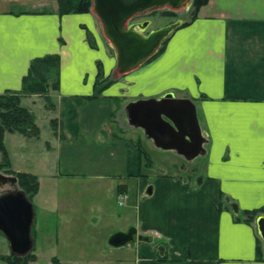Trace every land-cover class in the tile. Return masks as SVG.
Here are the masks:
<instances>
[{
	"label": "crops",
	"instance_id": "1",
	"mask_svg": "<svg viewBox=\"0 0 264 264\" xmlns=\"http://www.w3.org/2000/svg\"><path fill=\"white\" fill-rule=\"evenodd\" d=\"M5 1L11 5L0 3V94L21 89L35 57L62 58L60 89L50 93L54 107L39 94L21 99L39 137L6 132L4 139L12 168L40 182L36 259L29 264H54V256L71 264H264L256 225L237 221L232 207L241 213L264 206V0H209L160 54L97 97L100 64L106 76L116 65L97 18L60 15L56 0L33 5L51 8L44 13H15L24 0ZM169 91L196 104L208 138L205 166L179 164L163 174L143 166L138 175L135 135L142 141L143 129L129 123L126 106ZM8 134L31 166H16ZM222 194L232 209H217ZM120 235L127 239L118 241ZM146 235L166 243L168 261L156 258Z\"/></svg>",
	"mask_w": 264,
	"mask_h": 264
},
{
	"label": "water",
	"instance_id": "2",
	"mask_svg": "<svg viewBox=\"0 0 264 264\" xmlns=\"http://www.w3.org/2000/svg\"><path fill=\"white\" fill-rule=\"evenodd\" d=\"M91 13L100 23L102 34L115 51L113 78L136 70L152 58L164 40H168L183 22L146 33L151 21L131 22L134 18L158 10L187 9L193 0H91ZM128 121L142 128L145 135L163 150H173L187 161L207 154L208 138L200 124L195 102L174 91L161 97L131 101L126 106ZM15 182V180H12ZM233 210L240 207L232 202ZM35 208L26 193L11 189L0 194V231L9 242L11 253L24 256L35 245L33 224ZM257 231L264 241V214L256 219ZM120 235L118 241L126 240Z\"/></svg>",
	"mask_w": 264,
	"mask_h": 264
},
{
	"label": "trees",
	"instance_id": "3",
	"mask_svg": "<svg viewBox=\"0 0 264 264\" xmlns=\"http://www.w3.org/2000/svg\"><path fill=\"white\" fill-rule=\"evenodd\" d=\"M58 3L57 12L60 15L71 14V13H87L91 12V0H56ZM209 0H193L192 17L185 21L182 25L189 24L197 15L198 10L203 5L207 4ZM15 13H44L51 11L49 6L47 7H34L29 9H13ZM166 15H175L174 11H165ZM112 48V47H111ZM113 50V48H112ZM164 50V46L158 52L160 54ZM157 54V55H158ZM155 55V56H157ZM154 56V57H155ZM153 57V58H154ZM151 60V59H150ZM62 58L58 53H51L42 56H37L32 59L28 72L23 76L22 87L19 90H6L0 94V169H5L7 173L11 175H3L4 180H15L16 188L23 190L28 198L33 202L34 196L38 193L40 189L39 178L36 174L31 172L16 171L12 168V163L9 157V153L5 146V133L6 132H19L28 137H39L40 127L36 122V117L34 113L25 105L21 103V99L24 96H29L33 94H39L43 96L47 101V106L54 107V103L51 99V91L60 89V72H61ZM114 80L110 79L105 75L104 69L100 64L99 71L97 74L96 82L94 85V94L91 97L99 96L102 91L109 87ZM57 120H52V125L57 129ZM135 145L140 154V171L138 175H142L141 168L143 166L153 168V161L149 158L147 151L142 145L141 139L135 140ZM144 162V164H143ZM197 174H192L190 177L195 179ZM189 178V177H188ZM3 181V180H2ZM198 181V180H197ZM194 186V185H193ZM193 188V187H192ZM197 185L193 189H197ZM233 202V201H232ZM235 203V202H234ZM227 205L228 208L232 209L231 205L225 201V197L222 194V200L216 204L218 210L224 208ZM264 214V206L255 209H245L242 210L240 214L235 215V219L245 220L246 222L254 224L257 217ZM33 236L35 237V229L33 224ZM258 234V244H257V259L263 260V249H262V239ZM147 242L154 243V247L157 249V259L160 261H168L166 253H164V248H166V243L164 241L155 240V236L146 235ZM34 249L27 255L20 256L13 253L0 255V258L8 264H29L31 261L36 259ZM54 264H71L62 261L58 256L53 257Z\"/></svg>",
	"mask_w": 264,
	"mask_h": 264
},
{
	"label": "rangeland",
	"instance_id": "4",
	"mask_svg": "<svg viewBox=\"0 0 264 264\" xmlns=\"http://www.w3.org/2000/svg\"><path fill=\"white\" fill-rule=\"evenodd\" d=\"M39 1H43V0H24L25 4H20L17 3L15 4L16 8L14 9H29V8H34L33 5L36 2ZM28 2V3H27ZM54 3V1H52ZM57 2V1H55ZM0 3H2V6H8L11 5L9 3H7V1L5 0H0ZM2 6H0V8H2ZM193 8L192 6L190 8H187L186 10H180L175 12V15H164L163 17L161 16L160 12H156L153 14H148L145 15L143 17H140V21H145L147 19L152 20V24L148 27V30L151 29H157L159 27H162L168 23H171L173 21H181V22H185L187 20H189L192 17V12ZM165 12V11H164ZM165 14V13H164ZM98 29L99 31L102 33V29L100 26V23L98 21ZM105 39V38H104ZM105 43L106 45H108L109 47L111 46L108 41L105 39ZM145 67V66H144ZM113 71L112 73L108 76L110 79L116 81L113 76ZM132 76V73L124 76L122 79H128V77ZM46 102V101H45ZM140 133H138V135L142 136V143L143 146L145 148V150L148 153V156L150 159H152L154 165H153V170L152 172H158L159 174H163L164 171L166 172H173L176 170H180V168H182L183 164L184 166L186 165V167H190V166H199V168L201 169L202 167H204V163H203V157L204 156H198V158L194 159L193 161H187L184 157L180 156L179 154H177L175 151L173 150H163L161 148H158L151 139H149L146 135L145 132L143 133V131L140 129ZM131 134V132H129ZM137 135V136H138ZM135 139L137 140L138 138L135 135ZM7 144L9 146V149L12 152V156H13V160L16 161V166H18V164H20L21 166H23V168H25L26 166H31V164L33 163V159H24L23 157H20L18 151L20 149V144L18 143V141H16L15 139L11 138V136L8 134V139H7ZM20 157V158H19ZM0 159H1V153H0ZM180 165V168H176V165ZM191 168V167H190ZM149 169V168H148ZM3 175H11L10 173H7L5 171V169H0V176ZM16 183L7 179V180H0V194H2L5 191L11 190V189H15ZM134 202L136 203V194L134 195ZM136 211V210H135ZM133 215H131V218L133 219ZM130 218V219H131ZM256 225V221L254 223ZM257 227V225H256ZM262 239V238H261ZM41 242V240H40ZM154 244V243H152ZM262 244V249H263V255H264V241L262 240L261 242ZM11 253V249L9 246V242L7 240V238L5 237V235L0 231V255L1 254H10ZM35 253V251H34Z\"/></svg>",
	"mask_w": 264,
	"mask_h": 264
},
{
	"label": "flooded vegetation",
	"instance_id": "5",
	"mask_svg": "<svg viewBox=\"0 0 264 264\" xmlns=\"http://www.w3.org/2000/svg\"><path fill=\"white\" fill-rule=\"evenodd\" d=\"M191 6H192V4H191L188 8H190ZM184 10H186V9H184ZM164 11H174V10H170V9L158 10V12L161 13V16H162V17H163L164 15H166V14H164ZM156 12H157V11H154V12H151V13H147V14H144V15H140V16L134 18L131 22H136V21H138V22H144V20H143V21H140V17H143V16L148 15V14H153V13H156ZM174 12H177V11H174ZM145 21H151L150 24H149V26L152 24V20L147 19V20H145ZM175 22H176V21H173V22L168 23V24H166V25H164V26H162V27L169 26V25H171V24H173V23H175ZM149 26H148V27H149ZM162 27H159V28H162ZM159 28H157V29H159ZM152 30H154V29L148 30V28H147V29H146V33L148 34V33H150ZM166 41H167V40H164V41L162 42L159 51H160V50L162 49V47L165 45ZM159 51H158V52H159ZM158 52H157V54H158ZM157 54H155V55H157ZM155 55H154V56H155ZM154 56H153V57H154ZM153 57H152V58H153ZM152 58H150V59H152ZM150 59H149V60H150ZM1 179L4 180L5 178H4L3 176H0V180H1Z\"/></svg>",
	"mask_w": 264,
	"mask_h": 264
},
{
	"label": "built area",
	"instance_id": "6",
	"mask_svg": "<svg viewBox=\"0 0 264 264\" xmlns=\"http://www.w3.org/2000/svg\"><path fill=\"white\" fill-rule=\"evenodd\" d=\"M121 198H122V200H123V199L127 198V195H126V194H122V195H121ZM120 203L123 204V201H120Z\"/></svg>",
	"mask_w": 264,
	"mask_h": 264
}]
</instances>
